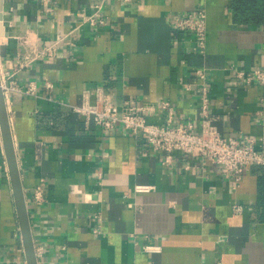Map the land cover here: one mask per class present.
I'll return each instance as SVG.
<instances>
[{"label": "crops", "instance_id": "0c3cea01", "mask_svg": "<svg viewBox=\"0 0 264 264\" xmlns=\"http://www.w3.org/2000/svg\"><path fill=\"white\" fill-rule=\"evenodd\" d=\"M54 1L46 11L44 0H3L0 36V74L37 86L5 98L38 264H264V166L237 184L211 159L176 152L164 163L143 134L87 126L72 109L103 89L121 109L153 105L154 123L169 100L174 124L199 130L207 85L221 133L264 151V85L236 76L264 68V0H108L105 23L82 24L73 45L63 37L98 0ZM200 9L205 52L173 26ZM55 41L56 56H41ZM0 264H28L1 123Z\"/></svg>", "mask_w": 264, "mask_h": 264}, {"label": "built area", "instance_id": "2783aa9c", "mask_svg": "<svg viewBox=\"0 0 264 264\" xmlns=\"http://www.w3.org/2000/svg\"><path fill=\"white\" fill-rule=\"evenodd\" d=\"M108 0H98L93 5V11L87 13L81 10L77 25L63 38L69 45H73L72 33L84 23L93 26L105 23L102 9ZM49 3L46 11L53 10L54 0H44ZM173 26L177 30L189 31L194 33L196 46L195 49L205 52L207 47V21L204 9L197 11V14H183L173 21ZM58 52V41L47 44L40 52L41 56L55 57ZM15 71H5L1 73V86L5 97L12 90H19L29 95H36L37 86L35 82H30L26 88L19 87L13 80ZM199 76H205L204 69H198ZM236 76L247 83L260 82L264 85V68L257 67L251 71H238ZM186 89L190 85L183 83ZM51 87V83H47ZM201 112L202 120L200 129L197 130L193 123L174 124L175 108L171 101L165 100L159 106L163 109L165 119L163 123H154L148 120V113L154 109L153 105H135L121 109L110 95L103 89H98L94 101H91L88 93L84 95L80 105H73L74 112L84 117L85 124L88 126L94 123L104 130L123 128L128 132L139 135L143 134L148 144L155 150L165 154L164 163L173 161L176 152H183L194 156H200L213 160L222 165L225 172L232 180L239 184L244 173L254 166H264V151L257 149V140L251 136L236 137L225 136L213 123L210 115L211 97L209 87L204 85L201 93ZM264 143V135L259 138ZM5 158V156H4ZM152 187L149 185H138L137 191H148ZM37 199L41 198V189L36 191ZM240 207H237L239 209ZM99 219V214L96 215ZM99 231L100 228H96ZM150 251L157 250V246H146Z\"/></svg>", "mask_w": 264, "mask_h": 264}, {"label": "water", "instance_id": "95a60500", "mask_svg": "<svg viewBox=\"0 0 264 264\" xmlns=\"http://www.w3.org/2000/svg\"><path fill=\"white\" fill-rule=\"evenodd\" d=\"M3 9H4V3L3 0H0V36L3 35V20H4ZM0 123L3 133L6 157H7L9 171L13 185V192L17 207V213H18L21 231L23 235V241L25 245L27 262L28 264H38L34 240L31 232L28 209L26 205L25 195H24L19 167L17 163V157H16L13 139L10 130L6 98L1 86V74H0Z\"/></svg>", "mask_w": 264, "mask_h": 264}, {"label": "trees", "instance_id": "16d2710c", "mask_svg": "<svg viewBox=\"0 0 264 264\" xmlns=\"http://www.w3.org/2000/svg\"><path fill=\"white\" fill-rule=\"evenodd\" d=\"M263 178H261V181H262Z\"/></svg>", "mask_w": 264, "mask_h": 264}]
</instances>
